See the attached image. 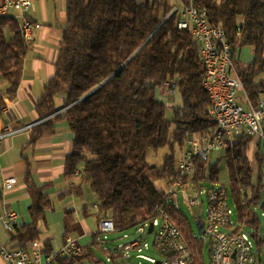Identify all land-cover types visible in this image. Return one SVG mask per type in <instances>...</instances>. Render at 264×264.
<instances>
[{"label":"trees","instance_id":"trees-1","mask_svg":"<svg viewBox=\"0 0 264 264\" xmlns=\"http://www.w3.org/2000/svg\"><path fill=\"white\" fill-rule=\"evenodd\" d=\"M181 1L188 4L190 0ZM191 1L206 13L211 27L224 31L243 96L256 108L264 82V0ZM173 7L169 0H67V22L59 42L55 74L35 105L41 123L31 129L28 146L55 135V126L64 123L73 134L64 176L74 177L77 165H82L78 188L86 183L95 196V219L111 221L116 232H123L152 223L159 212H165L187 241L191 264H205L206 242L193 237L188 218L149 179L153 174L157 181L175 180V148L215 128L208 115L209 98L202 87L205 69L199 46L188 30L178 29L176 14L166 20ZM6 30L14 37H7ZM247 47L252 49L253 58L244 64L236 57ZM29 50L16 19L0 17V79L8 85L5 97L0 93V116L5 99L12 103L17 97ZM167 82L175 84L182 101L180 107L173 108L172 121L165 118L166 107L156 98L158 88L169 92L164 87ZM61 96L64 101L59 110L56 100ZM253 140L246 135L236 138L221 160L215 155L197 156L191 181L198 188L216 185L219 164L224 162L236 212L233 233L253 229L254 250L260 253L264 252V238L254 207L264 209V141L257 144L254 170L247 155ZM163 148L168 153L162 165L149 164L147 150ZM24 182L31 199V222L13 227L8 246L18 250L41 241L37 226L51 207L45 188L33 183L29 168ZM75 235L80 237L83 232L67 210L62 239ZM42 244L46 251H52L48 241ZM90 246H100L96 236L86 246L87 254L59 258L57 263L83 264L91 258Z\"/></svg>","mask_w":264,"mask_h":264},{"label":"built area","instance_id":"built-area-1","mask_svg":"<svg viewBox=\"0 0 264 264\" xmlns=\"http://www.w3.org/2000/svg\"><path fill=\"white\" fill-rule=\"evenodd\" d=\"M145 3L147 0H138ZM173 4L170 12L178 16L179 30H188L199 46V57L205 69V77L209 81V88L216 102V109H208L215 128L203 137H192L185 143V149L176 162L178 177L169 183L164 191L171 203L178 206V195L182 193L190 207L202 208L200 200L204 193L207 199L206 218L203 222L205 242L210 245V264H253L254 243L251 234L245 231L233 233L232 210L229 206V190L225 186L213 185L205 192L192 183L194 175V160L199 155H219L226 151V140L236 139L246 135L253 139L264 141V82L258 105L254 108L244 96L247 109L238 102V93L243 91L241 80L238 78L231 48L228 45L226 62L224 65H215V56L220 51L219 41H226L221 28L211 27L208 24L204 11L196 9L192 1L185 4L181 0H169ZM33 0H3L0 3V17L8 16L11 12L17 13L22 24L20 32L22 39L31 44L33 34L42 27L40 24L28 20L26 14L30 11ZM214 67H222L220 81H210V73ZM164 87L171 95L177 93L175 84L167 82ZM222 129H229V136H222ZM2 136L0 135V140ZM16 186V179L10 178L3 182V190L9 191ZM94 210L96 209L95 206ZM18 215L15 212H6L0 216V224L8 232H13ZM149 224L154 229L158 227L154 238V248L161 258L160 264H191L192 253L179 227L165 212L159 215L152 223L140 227V232L146 234ZM116 232L111 221L101 220L95 227L94 234H107ZM197 238V236H194ZM137 250L141 253L147 251V245L133 242L124 247V252ZM236 253L235 260L232 254ZM79 257L77 239L69 236L63 241L58 251L48 252L39 241L33 242L27 250L12 249L0 243V260L2 264H58L57 260L64 257ZM151 264L155 260L141 257Z\"/></svg>","mask_w":264,"mask_h":264},{"label":"crops","instance_id":"crops-1","mask_svg":"<svg viewBox=\"0 0 264 264\" xmlns=\"http://www.w3.org/2000/svg\"><path fill=\"white\" fill-rule=\"evenodd\" d=\"M66 2L67 0L34 1L32 8L26 14L28 20L40 24L42 28L33 34L17 97L12 103H9L5 99V108L0 116V135L2 136L0 140V216L6 212L17 213L18 220L15 226H23L31 222L28 212L31 199L24 182L26 171L29 168L33 183L37 187H44V193L51 200V207L45 211V219L42 221L45 228L51 227L52 221L53 223H62V220L66 217V211L71 210L73 220L79 224L83 232V235L77 236L76 239L78 245L84 250L91 242L92 237L96 236L91 231L90 226V222H93L94 227L98 224V221L94 217L95 210L93 209L96 198L90 192L89 186L86 183H83L78 188V185H80L81 164L77 165L74 177L65 178L64 176L65 157L71 152L73 134L64 123L57 124L55 126V135L38 140L34 147L28 146L31 129L39 125H35L39 122L35 113V105L40 98L43 87L55 74V62L59 42L67 22L65 16ZM170 3L172 2L170 1ZM8 16L16 19L20 27L22 20L17 13L11 12ZM5 35L9 38L14 37L13 33L8 30L5 31ZM243 52H245L244 62H251L253 58L252 49L249 47L244 48L240 53V58H242ZM239 57L237 56L236 59H239ZM7 89L8 85L0 79V93L3 97H5ZM63 101L64 96L57 98V109H61ZM245 107L247 109V105ZM258 142L259 140H253L248 151L250 153L251 147H254L252 154H247L254 170H256L254 154L257 151ZM160 150L156 152L151 149L147 150L146 159L149 164L157 167L162 165L167 153H164V151L160 153ZM156 157L162 158L160 164L155 163ZM10 178L16 179V186L9 191H4L3 182ZM55 186L59 188L55 189ZM50 189L54 190L53 198L55 200L50 197V193L47 194V191H50ZM166 189L161 190L165 191ZM67 201H70V203H67ZM55 202L59 204L58 208ZM83 208H86V213L83 212ZM55 216L57 219L54 218ZM47 217L53 218L52 221L51 219H47ZM235 228L236 223L233 229ZM38 230L42 233L39 228ZM62 231L60 245L56 249L52 246L49 237L41 239L39 242L48 241L52 251H58L64 241L62 239L64 226H62ZM261 235L264 238L262 228ZM12 237L13 232L8 233L0 224V243L10 247L8 244ZM127 253L133 254L137 260H142L148 264L151 263L141 257L153 259L156 264L161 262L160 256L146 255L143 254V251L139 253L133 249L125 254ZM123 255L124 253H115L116 257ZM130 259L128 257L126 260ZM208 259L210 264V255H208ZM255 261L256 264H264L263 251L258 253L254 250L253 264ZM0 264H2L1 260ZM135 264L141 263L137 262Z\"/></svg>","mask_w":264,"mask_h":264},{"label":"rangeland","instance_id":"rangeland-1","mask_svg":"<svg viewBox=\"0 0 264 264\" xmlns=\"http://www.w3.org/2000/svg\"><path fill=\"white\" fill-rule=\"evenodd\" d=\"M241 53V52H240ZM240 56V54H239ZM238 56V57H239ZM245 58V52L242 53V58L239 57V61L241 63L247 64L246 62H244ZM250 63V62H248ZM156 98L158 101L162 102L165 107H166V113H165V118L168 121H172L173 119V108L176 107H180L182 105V101H181V97L178 94V92L175 95H171L169 94V92H167L164 89H160L158 88L156 90ZM238 102L239 104L245 109V102H244V96L243 93L240 91L238 93ZM173 128V126H172ZM254 147H251V151L250 153H248L249 155L252 154V150ZM185 149V145L182 148H175V167H176V162L178 161V159L181 157V153L184 151ZM164 151V153H168V149L167 148H163V150H160V153H162ZM217 160H221L223 155L219 154V155H215ZM162 158L161 157H156V164H160ZM219 168H220V178H219V182L217 183L218 185L221 186H225L226 188H228L229 190V180H228V174L226 171V167L224 165V162L221 161L219 164ZM149 179L155 184V186L159 189H166L169 186V182L162 180V181H157L154 179V175L153 174H149ZM262 180L264 183V168L262 169ZM59 186V185H58ZM58 186H55V189L59 188ZM213 186L211 184H204L202 186V192H205V190L210 187ZM49 194L50 193V197H52L53 200H55L53 198V192L54 190L50 189V191H47ZM200 200L203 202V207L202 208H194V207H190L184 197V195L182 193H179L178 195V199H177V204L179 206V208L181 209L182 213L188 218L189 222H190V226L191 229L194 233V236H197L198 239L202 240L205 243V239L204 237H199L197 235V231H196V227H195V222L197 220H199L200 222H204L205 218H206V209H207V199H206V195L203 193L200 197ZM263 201H264V191H263ZM57 203V202H55ZM67 203H70V201H67ZM57 208L59 207V204H56ZM229 206L232 210V223L235 224L236 223V212L234 209V205L232 202V198L231 195H229ZM94 209V207H93ZM254 211L255 213L259 216L260 219V223H261V228H262V234L264 235V209L261 208H256L254 207ZM54 218L57 219V217L55 216ZM75 218V217H74ZM47 219H51L50 217H47ZM53 219V218H52ZM51 219V221H52ZM77 219V217H76ZM65 222H66V217H64V220H62L61 222H56V223H51V227H49L48 229L45 228L44 223L40 222L38 225V228L42 231L41 233V239H45L47 237H49L51 239V244L52 246L56 249L59 247L60 245V240H61V235H62V226H65ZM90 226H91V231L94 232L95 231V227L93 226V222H90ZM158 230V227H156L154 229V233L152 234H148L146 232V234H142L140 232V227H136V228H132L129 229L127 231H123V232H114V233H107V234H98L96 235V240L97 242L100 243V246H90L91 249V258L88 261H84L83 264H135L137 262H140L141 264H148L142 260H137L135 258V256L133 254H125L126 252L124 251V247L131 245L133 242H140L142 243V245H147V251L143 250V254L146 255H153L154 257H158V253L154 248L153 242H154V238H155V233ZM244 231L250 235L252 233L251 228H245ZM73 238L76 239V235L72 236ZM92 240V239H91ZM208 245L207 243H205V249L203 252V256H204V261L205 264H209V259H208ZM255 247V246H254ZM79 251H80V256H83L85 254H87L86 249H82L80 246H78ZM108 250V252H107ZM124 253L123 256L120 257H116L115 253ZM129 254V255H128ZM128 257H130V260H126Z\"/></svg>","mask_w":264,"mask_h":264},{"label":"bare ground","instance_id":"bare-ground-1","mask_svg":"<svg viewBox=\"0 0 264 264\" xmlns=\"http://www.w3.org/2000/svg\"><path fill=\"white\" fill-rule=\"evenodd\" d=\"M220 51L217 52L215 56V65H224L226 62V53H228V43L227 41H219ZM222 74V67H214L210 73V81H220ZM202 87L207 93L209 98V109H216V102L213 97V93L209 88V81L206 79L204 74V79L202 82ZM222 136H229V129H222ZM234 139L226 140V150L232 144Z\"/></svg>","mask_w":264,"mask_h":264},{"label":"water","instance_id":"water-1","mask_svg":"<svg viewBox=\"0 0 264 264\" xmlns=\"http://www.w3.org/2000/svg\"><path fill=\"white\" fill-rule=\"evenodd\" d=\"M170 16H172V14L170 13L169 14V16L166 18V20L170 17ZM165 20V21H166ZM164 21V22H165ZM109 80V79H108ZM107 82V81H106ZM103 85V84H102ZM102 85H100V86H102ZM91 94V93H90ZM63 111V110H62ZM61 111H59V113H60ZM41 122H37L35 125H37V124H40ZM195 227H196V231H197V235L199 236V237H204L205 236V231L203 230V222H200L199 220H197L196 222H195ZM147 233L150 235V234H152L153 233V225L152 224H149V226H148V230H147ZM211 251V247H210V245H209V247H208V252H210ZM235 255H236V253L234 252L233 254H232V259H234L235 260ZM160 264V263H159Z\"/></svg>","mask_w":264,"mask_h":264}]
</instances>
